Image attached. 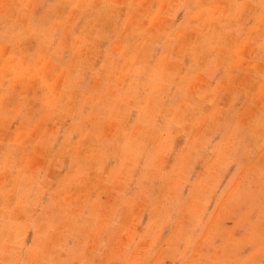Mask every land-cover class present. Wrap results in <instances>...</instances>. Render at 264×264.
Masks as SVG:
<instances>
[{
	"label": "rangeland",
	"instance_id": "374dc122",
	"mask_svg": "<svg viewBox=\"0 0 264 264\" xmlns=\"http://www.w3.org/2000/svg\"><path fill=\"white\" fill-rule=\"evenodd\" d=\"M254 11L0 0L38 115L0 129V264H264V66L215 47Z\"/></svg>",
	"mask_w": 264,
	"mask_h": 264
},
{
	"label": "crops",
	"instance_id": "0c3cea01",
	"mask_svg": "<svg viewBox=\"0 0 264 264\" xmlns=\"http://www.w3.org/2000/svg\"><path fill=\"white\" fill-rule=\"evenodd\" d=\"M264 0H248V3L255 9L246 17L244 23L232 21L228 24L222 25L219 31V38L216 41L215 47L220 50L225 46L226 50L236 51L247 45V51L250 53V59H253L257 64L264 66V33L258 31L257 28L261 27L262 23L260 18L264 17V9L260 3ZM258 21V22H257ZM255 29V31H252ZM234 51V52H236ZM24 57L19 56L13 60L17 62ZM7 70V77L0 92H3V97L0 100V129L1 126L7 127L4 134L26 135L27 127L24 117L35 118L37 115V105L33 101V93L27 95L28 79L37 72L36 67L27 68H10ZM207 73H216L211 68L206 69ZM16 74H19L16 77ZM217 75V74H214ZM1 96V95H0ZM37 130L31 131L35 132ZM0 138H9L7 135L0 136Z\"/></svg>",
	"mask_w": 264,
	"mask_h": 264
}]
</instances>
